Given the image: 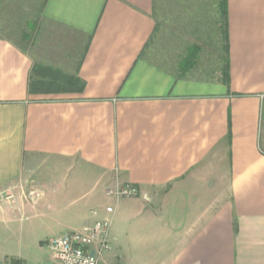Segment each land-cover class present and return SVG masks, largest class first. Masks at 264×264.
<instances>
[{
  "label": "crops",
  "instance_id": "0c3cea01",
  "mask_svg": "<svg viewBox=\"0 0 264 264\" xmlns=\"http://www.w3.org/2000/svg\"><path fill=\"white\" fill-rule=\"evenodd\" d=\"M225 1L0 0V212L111 217L105 264H264V0Z\"/></svg>",
  "mask_w": 264,
  "mask_h": 264
},
{
  "label": "rangeland",
  "instance_id": "374dc122",
  "mask_svg": "<svg viewBox=\"0 0 264 264\" xmlns=\"http://www.w3.org/2000/svg\"><path fill=\"white\" fill-rule=\"evenodd\" d=\"M183 7L172 4V8H175L172 12L174 19H179V15L185 14ZM218 20L219 15L210 10L208 13L210 24L207 27V35L209 36L204 37V41L207 42L197 43L194 41L203 47L201 52L202 65L209 64L210 68L216 66L219 62L217 57L221 56V43L219 41L221 29L219 32V28H217ZM168 29H171V32H168L169 34L173 33L179 39V41L176 40L177 43L173 51L175 56L180 57L182 53H185V48L187 49L188 35L195 33L194 28L172 27ZM184 30H188V34ZM39 185H42L41 181L36 182V185L33 186V190H35L33 201H41L39 195L41 188ZM64 216L51 211L47 206H42L41 203H38L36 208L29 207L21 211L0 212V264L10 261H18L22 264H55L48 243L55 233L61 232L56 221L63 219ZM61 221L68 222V220ZM73 222H69L71 225L64 227L63 230L79 229L81 220H74ZM112 249L113 243L111 250L108 252H111ZM106 255L108 256V254ZM112 255L114 254L111 253ZM115 260L117 261L116 258Z\"/></svg>",
  "mask_w": 264,
  "mask_h": 264
},
{
  "label": "built area",
  "instance_id": "2783aa9c",
  "mask_svg": "<svg viewBox=\"0 0 264 264\" xmlns=\"http://www.w3.org/2000/svg\"><path fill=\"white\" fill-rule=\"evenodd\" d=\"M140 193L133 184H125L107 189V194L121 197H136ZM11 193H0V200H12ZM107 212H114L113 206L107 207ZM112 219L105 217L93 223L85 224L79 229L66 231L53 237L48 245L52 251L55 264H105V253L112 248ZM3 264H22L10 261Z\"/></svg>",
  "mask_w": 264,
  "mask_h": 264
},
{
  "label": "trees",
  "instance_id": "16d2710c",
  "mask_svg": "<svg viewBox=\"0 0 264 264\" xmlns=\"http://www.w3.org/2000/svg\"><path fill=\"white\" fill-rule=\"evenodd\" d=\"M222 13H223V18L226 20V1L224 0V3L222 4Z\"/></svg>",
  "mask_w": 264,
  "mask_h": 264
}]
</instances>
